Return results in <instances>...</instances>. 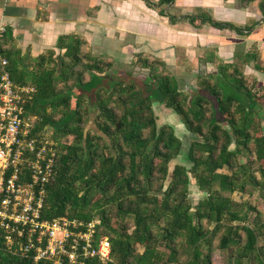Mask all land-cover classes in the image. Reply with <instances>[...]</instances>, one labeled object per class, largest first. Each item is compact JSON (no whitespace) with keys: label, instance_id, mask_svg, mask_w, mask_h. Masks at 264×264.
I'll return each mask as SVG.
<instances>
[{"label":"trees","instance_id":"1","mask_svg":"<svg viewBox=\"0 0 264 264\" xmlns=\"http://www.w3.org/2000/svg\"><path fill=\"white\" fill-rule=\"evenodd\" d=\"M255 1L260 18L242 27L216 20L202 8L184 17L249 34L264 23V0H238L242 7ZM84 44L79 35L61 34L54 48L32 56L16 46L10 27L0 34V73L7 69L13 82L34 86L25 105L36 116L32 132L48 131L55 143L43 215L84 221L99 216L96 236L109 237L111 260L87 264H212L209 235L215 232H220L219 248H234L235 264H245L243 257H249L246 264H264V244H257L264 235V214L231 196L256 190L264 201V116L238 65L207 53L201 62L217 61L216 70L198 74L200 91L188 100L162 61V72L152 66L138 84L116 77L110 63L103 67L95 56L81 54ZM234 56L263 70L255 48ZM75 86L79 93L73 96ZM155 103L171 108L195 135L186 152L190 165L175 164L170 174L168 163L182 141L172 125L157 126ZM92 107L101 134L84 131ZM192 179L202 192L194 208L188 197ZM0 264H31L4 246L1 229Z\"/></svg>","mask_w":264,"mask_h":264},{"label":"rangeland","instance_id":"2","mask_svg":"<svg viewBox=\"0 0 264 264\" xmlns=\"http://www.w3.org/2000/svg\"><path fill=\"white\" fill-rule=\"evenodd\" d=\"M130 1H133V5L124 8L123 10L127 13L120 15L115 11V5L124 3L122 0H100L104 11L107 10L104 12V17L105 15L106 17H103L102 22L107 23L109 19L107 17H110L115 23L113 22V26L105 23L106 25L99 30H95L93 26L88 28L90 33L88 38L79 30L72 32L86 40V44L81 47V54L95 56L96 60L103 62V67L106 63H110V69L114 70L116 77L124 80L133 79L138 84L147 77L152 66L155 67L154 71L162 72V65L159 63L162 61L165 64L164 68L176 78L179 90L184 91L186 98L191 100L200 91L196 82L198 74L202 71L212 73L216 70L217 61L206 64L201 62V59L211 52L224 62L234 61L238 65L247 79L248 86H251L252 91L259 97L260 114L264 116V23L259 21L251 33L240 34L232 29H217L208 23H201L200 19L192 23L184 17L186 14L196 13L195 8H202L216 20L229 21L242 27L259 20L257 1L244 7L239 6L238 0ZM97 7L99 8V4L87 11L88 18L93 19L94 12H98ZM40 15L42 16V13ZM127 28H130L129 31ZM233 45L237 49L233 51L232 56L226 57V50L224 55L220 53L222 55L219 56L221 50L233 47ZM254 48L257 51V62L263 70L255 69L252 63L243 64L240 58L234 56L235 52L247 49L252 51ZM55 52L57 54L62 51L55 49ZM87 77V73H84V78ZM56 86L60 88L62 84L58 83ZM78 93L79 88L75 86L72 95ZM72 99L74 103V98ZM153 108L157 126L166 123L172 125L175 134L182 141L180 152L168 163L169 174L175 164L189 166L190 162L186 160V152L195 135L186 129L180 116L171 108L161 103H155ZM95 114L94 108H90L84 123V131L91 130L101 134L94 123ZM260 124L264 132V118L260 120ZM45 130L51 129L48 127ZM70 140L71 136L67 138V141ZM245 158L241 156L242 161H245ZM222 170L227 171L225 168ZM257 194L256 190L250 193L235 191L231 196L236 202L247 201L251 206H255L263 218L264 201ZM201 196L202 192L192 179L189 184L188 197L193 208ZM252 214L254 213H251V217ZM97 218L99 216L95 215L94 219L97 220ZM219 236L220 232L209 235L212 264H235L234 248H219L217 243ZM257 244H264V235L258 238ZM138 250L141 251L142 247L138 246ZM242 260L246 264L249 262V257H243Z\"/></svg>","mask_w":264,"mask_h":264},{"label":"built area","instance_id":"3","mask_svg":"<svg viewBox=\"0 0 264 264\" xmlns=\"http://www.w3.org/2000/svg\"><path fill=\"white\" fill-rule=\"evenodd\" d=\"M3 31V27L0 28ZM2 65L6 60H1ZM35 88L0 73V229L4 246L31 264H87L111 260L106 235L96 236L99 218L43 215L56 148L49 132H32L35 115L26 103Z\"/></svg>","mask_w":264,"mask_h":264},{"label":"crops","instance_id":"4","mask_svg":"<svg viewBox=\"0 0 264 264\" xmlns=\"http://www.w3.org/2000/svg\"><path fill=\"white\" fill-rule=\"evenodd\" d=\"M122 2L124 3L115 5V11L120 15L127 13L124 8L133 5V1L130 0ZM98 4V12H94L93 19L88 18L87 11ZM103 8L100 0H0V28L3 27L4 31L6 27H10L16 46L22 51L28 48L32 56H37L46 49L54 48L57 37L61 34L79 30L88 38L90 37L88 28L92 26L95 30L106 24L113 26L115 22L110 17H107L109 19L106 24L102 22L104 12L107 11ZM129 29L127 28V31ZM3 31L0 30V34ZM236 49L234 45L227 47L219 52V56L224 55L225 50L226 57L232 56Z\"/></svg>","mask_w":264,"mask_h":264}]
</instances>
